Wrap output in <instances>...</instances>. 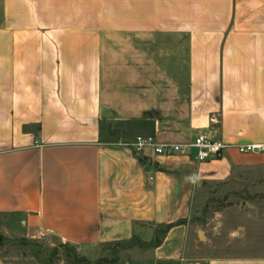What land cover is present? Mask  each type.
I'll return each instance as SVG.
<instances>
[{
  "label": "crops",
  "instance_id": "1",
  "mask_svg": "<svg viewBox=\"0 0 264 264\" xmlns=\"http://www.w3.org/2000/svg\"><path fill=\"white\" fill-rule=\"evenodd\" d=\"M202 135L264 146V0H0V215L23 238L89 259L182 221L150 261L124 264H191L197 196L264 189V152L199 163L131 144Z\"/></svg>",
  "mask_w": 264,
  "mask_h": 264
},
{
  "label": "rangeland",
  "instance_id": "2",
  "mask_svg": "<svg viewBox=\"0 0 264 264\" xmlns=\"http://www.w3.org/2000/svg\"><path fill=\"white\" fill-rule=\"evenodd\" d=\"M201 232L203 244L193 246L191 264H206L208 259L231 256H255L264 252V189L236 186L235 184L212 185L197 196L193 208ZM201 223V224H200ZM203 223V224H202ZM206 232L211 243L207 244ZM20 218L0 215L1 264H38L30 248L24 247ZM47 250L57 248L55 264H68L65 251L56 239L40 243ZM191 247V246H190ZM189 247V249H190ZM108 255L103 247L89 260L96 262ZM152 250L132 249L122 252V262L127 260H151Z\"/></svg>",
  "mask_w": 264,
  "mask_h": 264
},
{
  "label": "trees",
  "instance_id": "3",
  "mask_svg": "<svg viewBox=\"0 0 264 264\" xmlns=\"http://www.w3.org/2000/svg\"><path fill=\"white\" fill-rule=\"evenodd\" d=\"M130 127L127 131L123 132V135L126 136H132L135 129L134 123L129 124ZM144 127L151 126L149 123L142 124ZM184 222H178L176 224L172 225H163L159 226L155 232V238L151 243H145L142 240L138 239L137 237H134L130 241H124V242H116V243H110L102 246L106 252H108V255L104 258L99 259L96 262H93L85 257H82L79 255L77 249L74 246L65 245L62 244L60 248H62L65 251V261L68 262V264H121L122 262V252L130 251L134 248H139L141 250H146L150 248H158L163 243L165 237L167 234L174 228L179 225H182ZM24 247L30 248L33 252L34 259L38 262V264H55V257L58 256L59 250L57 248H54V250H47L42 246L39 242H33L30 240H27L23 238L21 242ZM158 264H166V263H158Z\"/></svg>",
  "mask_w": 264,
  "mask_h": 264
},
{
  "label": "built area",
  "instance_id": "4",
  "mask_svg": "<svg viewBox=\"0 0 264 264\" xmlns=\"http://www.w3.org/2000/svg\"><path fill=\"white\" fill-rule=\"evenodd\" d=\"M131 147L139 152L152 148L158 155L167 157H194L199 163L214 160L231 148L237 149L242 154L264 152V146L261 145L231 146L222 140H215L206 135L199 136L193 142L187 144L158 143L154 138H145L137 140V142L131 144Z\"/></svg>",
  "mask_w": 264,
  "mask_h": 264
},
{
  "label": "water",
  "instance_id": "5",
  "mask_svg": "<svg viewBox=\"0 0 264 264\" xmlns=\"http://www.w3.org/2000/svg\"><path fill=\"white\" fill-rule=\"evenodd\" d=\"M200 238H201L202 241L205 240V236H204V233L203 232H200Z\"/></svg>",
  "mask_w": 264,
  "mask_h": 264
}]
</instances>
